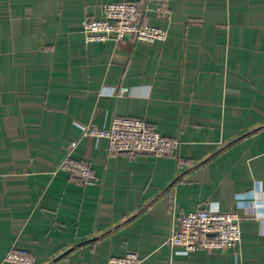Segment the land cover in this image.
<instances>
[{"label": "crops", "instance_id": "0c3cea01", "mask_svg": "<svg viewBox=\"0 0 264 264\" xmlns=\"http://www.w3.org/2000/svg\"><path fill=\"white\" fill-rule=\"evenodd\" d=\"M122 1L167 38L86 43L85 21ZM115 117L178 146L118 153L84 134ZM73 143L89 183L57 171ZM203 208L240 218L235 251L168 247L178 219ZM11 251L33 264L127 252L138 264H264V0H0V264Z\"/></svg>", "mask_w": 264, "mask_h": 264}, {"label": "built area", "instance_id": "2783aa9c", "mask_svg": "<svg viewBox=\"0 0 264 264\" xmlns=\"http://www.w3.org/2000/svg\"><path fill=\"white\" fill-rule=\"evenodd\" d=\"M164 16V6L155 10ZM144 13L135 3L114 2L101 7L100 19L87 20L83 25L86 43L131 40L134 43L152 44L167 38L165 30L143 23ZM127 93L125 88L117 90V97ZM85 135L104 139L111 152H139L151 155H169L177 146L160 136L145 121L115 117L107 128L83 129ZM76 143H73L57 167V171H67L75 178L89 183L93 173L89 166L70 158ZM240 218L233 212H222L209 208L199 209L182 215L171 228L167 239L170 249L182 255L197 251H235L241 241ZM6 264H33L30 257L11 251L5 256ZM136 254L127 252L123 257L110 258L109 264H138Z\"/></svg>", "mask_w": 264, "mask_h": 264}, {"label": "trees", "instance_id": "16d2710c", "mask_svg": "<svg viewBox=\"0 0 264 264\" xmlns=\"http://www.w3.org/2000/svg\"><path fill=\"white\" fill-rule=\"evenodd\" d=\"M125 153H127V152H125ZM128 153H130V152H128ZM130 154H132V153H130Z\"/></svg>", "mask_w": 264, "mask_h": 264}]
</instances>
